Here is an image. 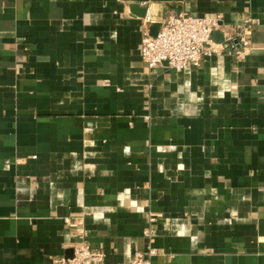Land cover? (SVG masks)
<instances>
[{
  "label": "crops",
  "instance_id": "crops-1",
  "mask_svg": "<svg viewBox=\"0 0 264 264\" xmlns=\"http://www.w3.org/2000/svg\"><path fill=\"white\" fill-rule=\"evenodd\" d=\"M143 8L253 17V51L151 69ZM83 241L264 264V0H0V264Z\"/></svg>",
  "mask_w": 264,
  "mask_h": 264
},
{
  "label": "built area",
  "instance_id": "built-area-1",
  "mask_svg": "<svg viewBox=\"0 0 264 264\" xmlns=\"http://www.w3.org/2000/svg\"><path fill=\"white\" fill-rule=\"evenodd\" d=\"M157 22L148 15L142 21L143 36L141 54L151 69L167 64L176 70L200 67L208 58L229 54L245 59L253 51V32L256 20L248 17L236 26L224 24L223 14L216 16H196L188 12L172 13L161 22L157 35L152 34V26ZM216 31L222 33V41L214 39ZM156 248L148 253L135 252L129 263H111L103 252L94 249L88 242H81L72 258L58 256L53 264H155Z\"/></svg>",
  "mask_w": 264,
  "mask_h": 264
},
{
  "label": "water",
  "instance_id": "water-1",
  "mask_svg": "<svg viewBox=\"0 0 264 264\" xmlns=\"http://www.w3.org/2000/svg\"><path fill=\"white\" fill-rule=\"evenodd\" d=\"M137 6H138V4H135V5H134V8H138ZM139 14H140L142 17H145L146 14H147V8H143V9H142V12H139ZM160 26H161L160 23H155V24L152 26V34H153V35H155V36L157 35L158 31L160 30ZM213 37H214V39L217 40V41H222V39H223L222 33H221V32H218V31H216V32L214 33ZM73 256H74V255L71 254V255H69V256H67V257H68V258H72Z\"/></svg>",
  "mask_w": 264,
  "mask_h": 264
}]
</instances>
